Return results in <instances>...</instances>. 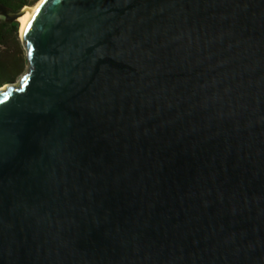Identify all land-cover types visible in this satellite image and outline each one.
<instances>
[{
    "label": "water",
    "instance_id": "obj_1",
    "mask_svg": "<svg viewBox=\"0 0 264 264\" xmlns=\"http://www.w3.org/2000/svg\"><path fill=\"white\" fill-rule=\"evenodd\" d=\"M29 8L0 264H264V0Z\"/></svg>",
    "mask_w": 264,
    "mask_h": 264
},
{
    "label": "trees",
    "instance_id": "obj_2",
    "mask_svg": "<svg viewBox=\"0 0 264 264\" xmlns=\"http://www.w3.org/2000/svg\"><path fill=\"white\" fill-rule=\"evenodd\" d=\"M39 0H0L10 14L32 7ZM19 23H6L0 16V87L15 82L26 70L27 61L21 52L12 50L9 43L18 44Z\"/></svg>",
    "mask_w": 264,
    "mask_h": 264
},
{
    "label": "bare ground",
    "instance_id": "obj_3",
    "mask_svg": "<svg viewBox=\"0 0 264 264\" xmlns=\"http://www.w3.org/2000/svg\"><path fill=\"white\" fill-rule=\"evenodd\" d=\"M33 8L24 7L20 12V17L18 18V22L20 23V31L23 28L24 24L26 23L28 17L31 14Z\"/></svg>",
    "mask_w": 264,
    "mask_h": 264
},
{
    "label": "rangeland",
    "instance_id": "obj_4",
    "mask_svg": "<svg viewBox=\"0 0 264 264\" xmlns=\"http://www.w3.org/2000/svg\"><path fill=\"white\" fill-rule=\"evenodd\" d=\"M34 6V5H33ZM32 6V7H33ZM19 23V22H18ZM19 30H20V23H19ZM18 44L16 45V44H14V43H9L8 45H9V47L12 49V50H16V51H19V52H21V54L23 55V57H25V51H24V49H23V47H22V44H21V41H20V37H19V32H18ZM18 80V79H17ZM16 80V81H17Z\"/></svg>",
    "mask_w": 264,
    "mask_h": 264
},
{
    "label": "snow or ice",
    "instance_id": "obj_5",
    "mask_svg": "<svg viewBox=\"0 0 264 264\" xmlns=\"http://www.w3.org/2000/svg\"><path fill=\"white\" fill-rule=\"evenodd\" d=\"M7 93H4V99H0V104H3L7 101Z\"/></svg>",
    "mask_w": 264,
    "mask_h": 264
}]
</instances>
